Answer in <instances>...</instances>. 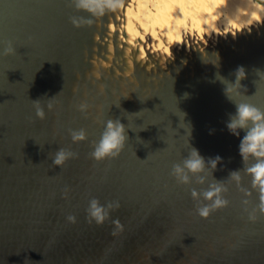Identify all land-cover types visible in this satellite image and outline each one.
Wrapping results in <instances>:
<instances>
[{"label": "water", "instance_id": "obj_1", "mask_svg": "<svg viewBox=\"0 0 264 264\" xmlns=\"http://www.w3.org/2000/svg\"><path fill=\"white\" fill-rule=\"evenodd\" d=\"M148 2L123 0L75 28L71 17H90L69 0H0V264H264V217L250 221L242 205L248 199L253 209L256 192L245 197L230 184L228 207L207 219L191 197L236 170L251 190L239 154L244 132L226 128L235 106L211 81L217 72L234 81L242 66L246 94L264 107V20L184 29L175 42L127 15ZM8 42L15 55H3ZM107 120L124 125L127 141L119 157L97 163L90 153ZM79 129L87 138L73 143ZM191 147L221 162L204 184L178 185L172 166ZM61 148L78 158L60 168ZM92 198L120 204L102 226L87 220Z\"/></svg>", "mask_w": 264, "mask_h": 264}, {"label": "clouds", "instance_id": "obj_2", "mask_svg": "<svg viewBox=\"0 0 264 264\" xmlns=\"http://www.w3.org/2000/svg\"><path fill=\"white\" fill-rule=\"evenodd\" d=\"M122 3L123 0H69L70 7H73L79 13H86L90 17L86 19L83 16H73L70 18V22L75 28L91 26L98 19L116 12L122 6ZM15 54L16 49L11 42H8L3 50V55L12 56ZM213 66L219 67L218 59ZM257 73L259 79H264V72L258 69ZM233 75L235 77L234 81L217 72L215 79L211 82H219L222 85L223 95L227 101L235 106V113L228 115L226 128L232 135L237 137H240L242 131L244 132L239 144V154L244 165L242 168L243 175L251 178V190L242 187L243 177L241 170H236L230 172L226 182L214 181L202 192H198L193 188L191 197L197 202L195 207L196 214L201 218L207 219L217 210L228 207L229 201L225 196L228 193V186L235 183L245 197H251L252 192H256L258 203L250 211L247 208L248 199L242 200L248 219L255 221L260 217H264V107L251 102L252 96L246 94L247 88L241 83V81L246 79L245 69L242 66L238 67ZM33 105L36 117L40 120L45 119V111L39 100L34 101ZM47 107L52 110L53 103L49 102ZM88 109L89 104L87 102L78 105V110L81 113H86ZM188 129L190 136L191 129L189 125ZM70 135L73 143H79L87 138L84 129L72 130ZM126 141L127 135L124 125L119 120H107L99 142L93 146L94 150L90 153V158L97 163L113 160L121 155ZM76 158H78L77 153L61 148L55 153L53 165L61 168L67 161ZM220 162V156L210 157L206 161L196 148L191 147L188 156L183 159L182 164H173L170 175L178 185L187 186L191 184L192 177H196L198 184H204L206 171L209 174L214 172ZM119 207V202H109L106 205H101L98 199L92 198L86 209L87 220L90 224L94 222L97 226H102L110 219V213ZM67 220L70 223L76 222L75 216L72 215H69ZM113 224L118 225L119 221H113Z\"/></svg>", "mask_w": 264, "mask_h": 264}, {"label": "bare ground", "instance_id": "obj_3", "mask_svg": "<svg viewBox=\"0 0 264 264\" xmlns=\"http://www.w3.org/2000/svg\"><path fill=\"white\" fill-rule=\"evenodd\" d=\"M138 14L128 9L127 15L144 28H159L169 41H178L184 29L211 31L216 23L249 24L264 20V5L253 0H148ZM152 11V12H151ZM139 15V17H138ZM240 22V23H239Z\"/></svg>", "mask_w": 264, "mask_h": 264}, {"label": "trees", "instance_id": "obj_4", "mask_svg": "<svg viewBox=\"0 0 264 264\" xmlns=\"http://www.w3.org/2000/svg\"><path fill=\"white\" fill-rule=\"evenodd\" d=\"M262 2H264V0H261Z\"/></svg>", "mask_w": 264, "mask_h": 264}]
</instances>
